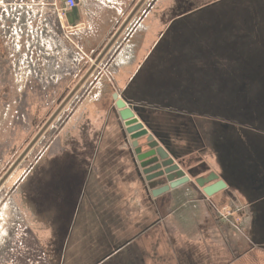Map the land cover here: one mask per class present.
<instances>
[{
	"label": "flooded vegetation",
	"instance_id": "flooded-vegetation-1",
	"mask_svg": "<svg viewBox=\"0 0 264 264\" xmlns=\"http://www.w3.org/2000/svg\"><path fill=\"white\" fill-rule=\"evenodd\" d=\"M200 1L149 3L170 52L145 84L118 50L97 72L109 50L64 104L107 45L58 63L64 97L0 146V264L264 263V0Z\"/></svg>",
	"mask_w": 264,
	"mask_h": 264
},
{
	"label": "crops",
	"instance_id": "crops-1",
	"mask_svg": "<svg viewBox=\"0 0 264 264\" xmlns=\"http://www.w3.org/2000/svg\"><path fill=\"white\" fill-rule=\"evenodd\" d=\"M0 1H6L11 6L30 9L33 18L45 20L46 23L43 24L45 36L51 40L50 42L61 45L64 59H67L68 47L84 54L86 63L77 65L82 72L93 62V55L102 51L112 40L141 0H78L77 6L68 12L66 17L60 19L59 24V9L64 0ZM147 1L144 0L133 14L107 56L96 69L97 72H104L107 68L106 64H111L112 56L118 50L121 57L115 65L114 81L120 87H125L139 69H143V78L139 83H147L146 70L154 71L162 67L161 60L166 55L162 41L166 25L162 21L161 11L157 15L148 13L150 2ZM152 15L156 17L155 20L149 19ZM66 27L71 29L69 34Z\"/></svg>",
	"mask_w": 264,
	"mask_h": 264
},
{
	"label": "rangeland",
	"instance_id": "rangeland-1",
	"mask_svg": "<svg viewBox=\"0 0 264 264\" xmlns=\"http://www.w3.org/2000/svg\"><path fill=\"white\" fill-rule=\"evenodd\" d=\"M159 1L148 0L147 2L156 4ZM172 1L168 0V3H173L175 0ZM212 1L201 0L200 4L204 5ZM234 1L231 0V7H234L236 3H240V0L237 2ZM226 3L229 4L228 1L222 4ZM32 14L30 9L11 6L6 1H0V146L2 142L4 143V141L8 140L15 126L22 125V129L26 127H30V130L33 129L34 124L30 125L27 121L28 117L34 114L31 112L38 106V104L34 103L30 112L31 104L37 99L36 96L41 99L52 98L51 102L57 98L62 99L64 97L63 95H65L66 88L74 80V77L70 78L65 76L61 71L60 73L57 72L59 71L57 69L58 63L64 61L63 49L58 44L50 42L51 40L45 36L43 24L46 21L33 18ZM173 16L177 15L173 14ZM150 18L151 20L156 19L154 15L150 16ZM60 19L58 18V24ZM68 48L67 60L78 54L72 47ZM105 79L110 82L111 77L108 75L105 76ZM47 106L46 104L40 111L41 116L48 114L49 107ZM3 211L7 215L11 212L7 208ZM6 214L1 215L0 212V236L2 231L6 229Z\"/></svg>",
	"mask_w": 264,
	"mask_h": 264
},
{
	"label": "water",
	"instance_id": "water-1",
	"mask_svg": "<svg viewBox=\"0 0 264 264\" xmlns=\"http://www.w3.org/2000/svg\"><path fill=\"white\" fill-rule=\"evenodd\" d=\"M144 0H141L139 5L136 7V9L134 10V12L132 13V15L126 20V22L123 24V26L119 29V31L116 33V35L112 38V40L107 44V46L104 48L103 52L101 53V55L99 56V58L95 61V63L92 65V67L90 68V70L88 71V73L85 75V77L78 83V85L76 86V88L72 91V93L68 96V98L66 99V101L64 102V104L74 95V93L77 91V89L81 86V84L87 79V77L92 73L93 70H95V68L97 67V65L101 62V60L103 59V57L105 56V54L111 49L112 45L115 43L116 39L118 38V36L121 34V32L123 31V29L126 27L127 23L130 21V19L132 18L133 14L138 10V8L140 7V5L143 3ZM78 2V0H77ZM64 104L61 106V108L64 106ZM118 107L121 110L120 115L121 117L126 120L127 125H131V124H135L130 130H139L140 128H142L141 124H136L138 121L137 119H131L134 116L131 108L132 105L130 107H127V101L126 99H120L118 100ZM61 108L56 112L55 116L59 113V111L61 110ZM135 110H137L135 108Z\"/></svg>",
	"mask_w": 264,
	"mask_h": 264
},
{
	"label": "built area",
	"instance_id": "built-area-1",
	"mask_svg": "<svg viewBox=\"0 0 264 264\" xmlns=\"http://www.w3.org/2000/svg\"><path fill=\"white\" fill-rule=\"evenodd\" d=\"M77 6V0H64L63 5L59 9V17L62 19L67 16V13L70 12ZM67 33L71 32L70 27H66ZM68 37V36H67Z\"/></svg>",
	"mask_w": 264,
	"mask_h": 264
},
{
	"label": "bare ground",
	"instance_id": "bare-ground-1",
	"mask_svg": "<svg viewBox=\"0 0 264 264\" xmlns=\"http://www.w3.org/2000/svg\"><path fill=\"white\" fill-rule=\"evenodd\" d=\"M176 32H177V31H176ZM176 32H174V33H176ZM178 32H179V31H178ZM172 34H173V33H172ZM179 34H180V33H179ZM175 37H176V36H175ZM172 43H173V42H172ZM177 43H178V44H176V45L179 46V42H178V41H177ZM174 44H175V43H174ZM171 47H172V46H171ZM171 47H170V48H171ZM174 47H175V46H174ZM174 47H173V48H174ZM167 49H168V48H167ZM165 50H166V49H165ZM171 50H172V48H171ZM175 50H176V49H175ZM175 50H174V56L177 54V50H176V54H175ZM166 51H167V50H166ZM168 52H170V51H167L166 53L169 54ZM172 52H173V50H172ZM166 53H165V54H166ZM161 56H163V55H161ZM174 56H173V54H172V56H171L172 58H171V59H173ZM163 57H164V56H163ZM163 57H162V59H163ZM176 58H177V57H176ZM165 60H166V59H165ZM161 61H162V60H161ZM161 61H160V62H161ZM168 61H169V60H168ZM172 62H173V60H172ZM174 62H175V61H174ZM174 62H173V63H174ZM176 62H177V61H176ZM162 63L164 64L165 62L163 61ZM166 64H167V66H168L169 63L166 62ZM166 64H165V66H166ZM170 64H171V63H170ZM175 64H177V63H175ZM183 66H185V65H183ZM187 66H188V65H187ZM170 67H171V66L169 65L168 68H170ZM193 67H194V66H193ZM231 67H232V66H230V68H231ZM172 68H173V67H172ZM172 68H171V69H172ZM194 68H195V67H194ZM163 69H164L163 71L165 72V68H163ZM171 69H168V70L171 71ZM235 69H236V68H235ZM174 70H175V69H174ZM157 71H158V70H157ZM166 71H167V70H166ZM170 71H169V73H170ZM235 73H236V72H235ZM165 74H166V73H165ZM170 74H171V73H170ZM194 74H195V73H194ZM181 75H183V73H182ZM181 75H180V76H181ZM169 76H170V78L172 77L171 75H169ZM169 76H168L167 80H169ZM162 77H164V76L162 75ZM152 79H153V77H152ZM152 79L150 78V80H152ZM171 79H173V78H171ZM177 79H179V78L177 77ZM158 80H159V79H158ZM165 80H166V79H165ZM165 80H164V82H166ZM153 81H154V82H151V81H150L149 83H152V85H153V83H157V81H155V80H153ZM158 82H159V81H158ZM172 82H173V81H172ZM161 84H162V83H161ZM169 84H170V80H169ZM171 84H172V83H171ZM161 87H162V85L160 86V90H161ZM163 87H165V86H164V83H163ZM153 88H155L156 91L159 90V89H156V85H154ZM147 89L149 90V88H147ZM151 89H152V87H151ZM151 89H150V90H151ZM204 91H205V90H204ZM149 92H151V91H149ZM206 92H207V91H206ZM162 93H164V91H163ZM150 94H151V93H150ZM172 94H173V93H172ZM152 95H153V94H151L150 96H152ZM180 97H181V96H180ZM152 100H153V99H152ZM154 100H155V99H154ZM173 125H174V124H173ZM173 125H172V126H173ZM180 136H181V135H180ZM122 180H124V179H122Z\"/></svg>",
	"mask_w": 264,
	"mask_h": 264
}]
</instances>
